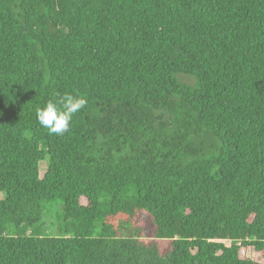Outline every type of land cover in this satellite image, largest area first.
<instances>
[{"label": "trees", "instance_id": "obj_1", "mask_svg": "<svg viewBox=\"0 0 264 264\" xmlns=\"http://www.w3.org/2000/svg\"><path fill=\"white\" fill-rule=\"evenodd\" d=\"M66 93L88 103L49 134ZM248 248L264 0H0V264H264Z\"/></svg>", "mask_w": 264, "mask_h": 264}, {"label": "clouds", "instance_id": "obj_2", "mask_svg": "<svg viewBox=\"0 0 264 264\" xmlns=\"http://www.w3.org/2000/svg\"><path fill=\"white\" fill-rule=\"evenodd\" d=\"M82 96L66 93L58 99H50L37 111V119L49 134L62 136L70 130L74 116L87 105Z\"/></svg>", "mask_w": 264, "mask_h": 264}, {"label": "rangeland", "instance_id": "obj_3", "mask_svg": "<svg viewBox=\"0 0 264 264\" xmlns=\"http://www.w3.org/2000/svg\"><path fill=\"white\" fill-rule=\"evenodd\" d=\"M187 80V79H185ZM189 82H192L191 79L188 80ZM47 162L46 160L40 162V167H41V174L46 168ZM60 206L58 205H53L52 206V212L45 214L43 216V222H42V230L45 234L51 235V236H56L58 234V223L60 221ZM242 256L244 257H249V258H255L258 259L262 262H264V254H259L256 255L253 253V250L250 248L242 251Z\"/></svg>", "mask_w": 264, "mask_h": 264}]
</instances>
